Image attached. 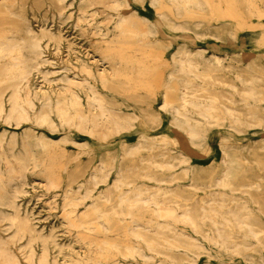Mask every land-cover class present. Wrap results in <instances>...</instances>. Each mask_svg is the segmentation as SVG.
Listing matches in <instances>:
<instances>
[{
  "label": "rangeland",
  "instance_id": "374dc122",
  "mask_svg": "<svg viewBox=\"0 0 264 264\" xmlns=\"http://www.w3.org/2000/svg\"><path fill=\"white\" fill-rule=\"evenodd\" d=\"M0 42V264H264V0H0Z\"/></svg>",
  "mask_w": 264,
  "mask_h": 264
},
{
  "label": "bare ground",
  "instance_id": "6f19581e",
  "mask_svg": "<svg viewBox=\"0 0 264 264\" xmlns=\"http://www.w3.org/2000/svg\"><path fill=\"white\" fill-rule=\"evenodd\" d=\"M5 1V0H4ZM109 1V0H108ZM149 1V0H148ZM171 1V0H170ZM204 1V0H203ZM109 3V2H108ZM105 5H106V2H105ZM111 6H113V5H111ZM120 6V5H119ZM125 8H126V6H125ZM174 8H176V7H174ZM98 10V9H97ZM108 10V9H107ZM155 10V9H154ZM63 11V10H62ZM112 12H114V11H112ZM177 12V11H176ZM32 13V12H31ZM100 13V12H99ZM14 14V13H13ZM13 14H11V15H13ZM79 14V13H78ZM95 14V13H94ZM155 14V13H154ZM71 15V14H70ZM81 15V14H80ZM72 16V15H71ZM93 16V15H92ZM156 16V15H155ZM14 17V16H13ZM16 17V16H15ZM33 18V17H32ZM58 18V17H57ZM77 18V17H76ZM79 18V17H78ZM77 18V19H78ZM89 18V17H88ZM87 18V19H88ZM38 19V18H37ZM85 19V18H84ZM109 19V18H108ZM107 19V20H108ZM174 19V18H173ZM83 21V20H82ZM58 22V21H57ZM78 22V24H79V21H77ZM98 23V22H97ZM127 24V23H126ZM130 25V24H129ZM124 26V25H123ZM74 27H75V24H74ZM89 27V26H88ZM41 28V27H40ZM99 29H102V27L101 28H99ZM105 29V28H104ZM129 29V28H128ZM92 30H94V29H92ZM27 31L28 32H30V30L29 29H27ZM49 31V30H48ZM98 32V31H97ZM135 32V31H134ZM124 33V32H123ZM99 34V33H98ZM75 37V36H74ZM122 37V36H121ZM124 38V37H123ZM130 38V37H129ZM133 38V37H132ZM131 38V39H132ZM134 39V38H133ZM95 42V41H94ZM48 44V43H47ZM46 44V46H48ZM109 44V43H108ZM45 45V44H44ZM45 46V47H46ZM132 46V45H131ZM33 47L36 49V48H38V43L37 42H35L34 43V45H33ZM120 47V46H119ZM82 48V47H81ZM58 49V48H57ZM85 49V48H84ZM66 50V49H65ZM74 50V49H73ZM13 51H14V46H13V44H11L10 42H0V58H9L11 61H12V63L9 65V68H7V71H10V70H12V69H15L16 68V66L19 64V61H20V59L18 58V57H14L13 56ZM87 51V50H86ZM112 52V51H111ZM65 53V52H64ZM68 53V52H67ZM91 54V53H90ZM157 54V53H156ZM148 56V55H147ZM78 57V56H77ZM128 57V56H127ZM93 58V57H92ZM119 58H120V56H119ZM124 58H125V56H124ZM68 60V59H67ZM83 61V60H82ZM89 61V60H88ZM70 62V61H69ZM82 63V62H81ZM101 63V62H100ZM44 64H46L45 62H44ZM72 65V64H71ZM162 65V64H161ZM143 66V65H142ZM146 66V65H145ZM150 66V65H149ZM152 66V65H151ZM157 66V65H156ZM82 67V66H81ZM84 67V66H83ZM147 67V66H146ZM80 69H82V68H80ZM86 69V68H85ZM153 69V68H152ZM52 71H54V70H52ZM51 71V72H52ZM158 71V70H157ZM53 73V72H52ZM104 73V72H103ZM153 73V72H152ZM80 74V73H79ZM47 75H48V73H47ZM148 75H149V73H148ZM148 75H146V77L148 76ZM151 75V74H150ZM149 75V76H150ZM21 77H23L22 75H21ZM156 77V76H155ZM162 77V76H161ZM103 79V78H102ZM45 81V80H44ZM57 81V80H56ZM100 81V80H99ZM106 81V80H105ZM197 82V81H196ZM54 83V82H53ZM51 84V83H50ZM102 84V83H101ZM225 84V83H224ZM20 86V85H19ZM73 87V86H72ZM84 87V86H83ZM143 87V86H142ZM57 88V87H56ZM65 88V87H64ZM40 89V88H39ZM59 89V88H58ZM85 89V88H84ZM61 91V90H60ZM64 92V91H63ZM249 96V95H248ZM21 97V96H20ZM75 97H76V95H75ZM89 97V96H88ZM74 102V101H73ZM80 102V101H79ZM167 103V102H166ZM11 105H12V107L10 108V110L8 111V113H6L5 114V116H3V114H2V112H3V109H2V107L0 106V118L2 119V120H4L6 123H8V121H9V119L12 117V115H14V117L15 118H21L22 116H23V112L21 111V109H20V107L18 106V103H17V97H13L12 99H11ZM72 105V104H71ZM76 106V105H75ZM59 107V106H58ZM55 108H56V106H55ZM81 108V107H80ZM92 108V107H91ZM93 108H94V105H93ZM67 109V108H66ZM94 110V109H93ZM62 111V110H61ZM76 114V113H75ZM78 114V113H77ZM81 114V113H80ZM47 115V114H46ZM83 116V115H82ZM76 117V116H75ZM179 117V116H178ZM59 118V117H58ZM67 118V117H66ZM78 118L79 119H82L81 118V116L79 115L78 116ZM182 118H184V117H182ZM75 119V118H74ZM77 119V118H76ZM30 120V119H29ZM40 120H46V117H41L40 118ZM67 120V119H66ZM96 120L97 119H95L94 118V122H96ZM48 121V120H47ZM74 121V120H73ZM65 122V121H64ZM93 122V123H94ZM193 122V121H192ZM195 122V121H194ZM66 123V122H65ZM15 124V123H14ZM50 125V124H49ZM96 125V124H95ZM100 126V125H99ZM85 127H87V126H85L84 125V128ZM96 128V127H95ZM99 131H100V129H99ZM195 131V130H194ZM78 132V131H77ZM197 134V133H196ZM185 135H187L186 133H185ZM4 136V135H3ZM156 139V138H155ZM137 140V139H136ZM26 141V140H25ZM38 141H39V139H38ZM15 143V142H14ZM35 143H36V141H35ZM26 144V143H25ZM36 145H37V143H36ZM55 145V144H54ZM191 145V144H190ZM28 146V145H27ZM35 147V146H34ZM37 147V146H36ZM56 147H57V145H56ZM1 148H3V147H1ZM2 150V149H1ZM30 150V149H29ZM12 152V151H11ZM31 152V151H30ZM5 153V152H4ZM32 153V152H31ZM23 156V155H22ZM26 156V155H25ZM7 157V156H6ZM12 157V156H11ZM31 157H34V155H32ZM7 159V158H6ZM18 159H20V158H18ZM28 159V158H27ZM8 160V159H7ZM21 160H23V159H21ZM24 161H26V160H24ZM43 163H44V161H43ZM28 164H29V162H28ZM24 165V164H23ZM30 166V165H29ZM35 166V165H34ZM25 167V166H24ZM100 167V166H99ZM25 168H28V167H25ZM62 168V167H61ZM93 175V174H92ZM18 179V178H17ZM218 180V179H217ZM1 181V180H0ZM33 188V187H32ZM203 194H204V192H203ZM90 201V200H89ZM154 206V205H153ZM170 207V206H169ZM168 207V208H169ZM54 208V207H53ZM173 208H175V207H173ZM33 209V208H32ZM63 209V208H62ZM34 210V209H33ZM32 210V211H33ZM51 210H52V208H51ZM178 214H179V212L177 211V210H174L173 212H172V215H174V216H178ZM32 216V215H31ZM6 217V216H5ZM184 217V216H183ZM8 220H9V217L7 218ZM69 219V218H68ZM12 220H15L14 218L12 219ZM70 220V219H69ZM98 220V219H97ZM61 220H59V222H60ZM105 222H107V221H105ZM110 222V221H109ZM69 223V222H68ZM54 224V223H53ZM52 224V225H53ZM100 224V223H99ZM109 224V223H108ZM12 225H13V223H12ZM11 225V226H12ZM52 225H51V227H52ZM63 225V224H62ZM94 225V224H93ZM10 226V225H9ZM60 226V225H59ZM84 226V225H83ZM102 226V225H101ZM104 226V225H103ZM138 227V226H137ZM71 228V227H70ZM81 228H83V227H81ZM86 228V227H85ZM125 228V227H124ZM12 229V228H11ZM57 229H58V227H57ZM60 229V228H59ZM75 229V228H74ZM105 229V228H104ZM113 229H114V227H113ZM190 229V228H189ZM101 230V229H100ZM89 231V230H88ZM97 231V230H96ZM51 233V232H50ZM78 235V234H77ZM81 235V234H80ZM76 237V236H75ZM55 238V237H54ZM61 238V237H60ZM87 238V237H86ZM83 239V238H82ZM55 242V241H54ZM68 242H69V240H68ZM56 243V242H55ZM54 243V244H55ZM62 243H64V242H62ZM124 244V243H123ZM218 244V243H217ZM56 245V244H55ZM87 245V244H86ZM72 246V245H71ZM111 246V245H110ZM56 247H59V246H57L56 245ZM61 247V246H60ZM67 247V246H66ZM68 247H70V246H68ZM219 247H220V245H219ZM108 248V247H107ZM114 249V248H113ZM80 250V249H79ZM42 251V250H41ZM46 251V250H45ZM61 251V250H60ZM105 251V250H104ZM44 252V251H43ZM83 252V251H82ZM57 253H59V252H57ZM44 253H42V255H43ZM136 255V254H135ZM140 256V255H139ZM100 257V256H99ZM141 257V256H140ZM83 259V258H82ZM77 260V259H76ZM105 260H107V258L105 259ZM85 261V260H84ZM89 261V260H88Z\"/></svg>",
  "mask_w": 264,
  "mask_h": 264
}]
</instances>
